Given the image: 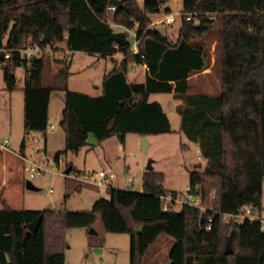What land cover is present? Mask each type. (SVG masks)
<instances>
[{
	"label": "trees",
	"instance_id": "16d2710c",
	"mask_svg": "<svg viewBox=\"0 0 264 264\" xmlns=\"http://www.w3.org/2000/svg\"><path fill=\"white\" fill-rule=\"evenodd\" d=\"M182 3L181 27L173 42L152 27L151 16L172 15L164 1L147 0L141 7L137 0H125V9L112 11L109 0H0V47L27 73L22 88L26 135L20 151L0 145V264H66L68 232L90 230L98 216L106 232L130 236V264H148L147 253L161 236L172 241L170 264H230L232 258L235 264H264L263 221L238 222L232 217L245 207L256 214L263 210L264 0ZM218 19L222 22L221 92L215 98L192 96L190 78L208 69L210 62L196 40L207 35ZM115 26L125 32H116ZM130 31L140 40L139 55L131 51ZM36 43L53 49L64 45L73 55L120 54L123 60L105 75L102 95L92 97L69 90L71 64L64 62H59V70L45 86L47 59L28 60L22 55ZM131 65L147 67L145 83L128 81ZM5 81L9 92L18 89L8 70ZM57 92L66 94L61 124L66 145L56 154L57 163L69 152L80 153L91 136L98 144L117 138L125 145L130 134L142 138L172 134L163 106L150 97L170 94L185 102L188 121H201L188 137L199 146L207 166L190 172L189 187L205 210L183 206L180 211L173 207L165 211L162 197L179 194L167 191L164 174L154 170L144 173L143 192L111 186L109 199L97 200L91 211L27 210V136L40 133L47 141L49 105ZM213 108L219 112L214 123L205 115ZM41 215L38 231L30 233L27 226ZM232 234L233 254L226 255Z\"/></svg>",
	"mask_w": 264,
	"mask_h": 264
},
{
	"label": "rangeland",
	"instance_id": "374dc122",
	"mask_svg": "<svg viewBox=\"0 0 264 264\" xmlns=\"http://www.w3.org/2000/svg\"><path fill=\"white\" fill-rule=\"evenodd\" d=\"M143 5L147 0H137ZM164 1V8L169 9L175 16L174 25L167 27L158 24L156 27L166 34L173 42L175 35L181 27V15L183 11L182 0H152ZM177 14H180L177 16ZM166 15L153 18V23L161 21ZM152 27L155 26L152 24ZM116 32H125L123 27L115 26ZM130 41L133 42V33L130 31ZM221 37L222 22L216 20L210 32L196 43L204 46L209 57L210 71L207 75H197L191 82L189 94L208 95L215 98L221 92L222 67H221ZM5 44V43H4ZM54 55H46L47 65L44 72V85L49 86L53 73L59 70V50L65 51L64 45H58ZM0 145H8L11 151H18L19 146L14 141H20L24 135V94L22 88L27 79L24 66H16L10 55L0 47ZM62 56H64L62 54ZM122 57V55H120ZM52 65V67H51ZM115 64L112 60L96 58L93 55L77 53L74 64L71 67L72 76L69 79L68 87L71 91L87 94L92 97L102 95L103 78L112 72ZM15 75L18 89L9 92L6 89L5 72ZM193 75V76H194ZM132 80L131 76L129 77ZM141 83V79L136 81ZM61 93V92H60ZM60 96L53 94L51 99V115L47 141L43 134L32 132L27 136L26 158L48 170L46 176L30 179L26 174V182L30 181L36 190L25 189L24 205L30 211H50L65 208L71 212L91 211L95 202L99 199H109L107 189L93 185H86L77 180H82L88 172H107L113 179L109 184L113 188L136 190L142 186L143 175L149 163H152L153 170L164 174V188L170 192H177L180 197H185L190 184V172L205 169V162L201 159L197 144L192 142L188 134L195 133L200 125L188 121V107L185 102L180 104L173 95L156 94L150 97L151 102L160 103L168 115L174 133L167 135L151 136L149 147L145 152L143 149L142 137L135 134L127 136L125 145H122L117 138H111L102 144H98L91 136L88 146L80 153L71 152L63 155L59 163L55 161L57 153L65 150L66 136L60 124L62 111L66 104L60 100ZM219 110V109H218ZM201 111V110H200ZM202 109V113H203ZM205 115L214 123L219 116L216 108L205 112ZM194 124V126H193ZM213 125L212 133L216 129ZM53 127V128H52ZM183 127V129H182ZM38 139L40 142L36 143ZM202 165L201 168H197ZM70 171L67 175L66 172ZM129 178H133L134 188L127 185ZM133 190V191H134ZM181 206L175 207L176 211ZM261 213V215H260ZM257 214L255 219L264 221V209ZM96 234H90L87 229L70 230L66 241L68 248L65 252L66 264H130V236L127 234H112L104 230L100 216L93 227ZM163 241H171L167 236H161L156 245L147 253L148 264H157L152 261L157 249ZM161 264H170L164 256L159 260ZM159 263V264H160Z\"/></svg>",
	"mask_w": 264,
	"mask_h": 264
},
{
	"label": "built area",
	"instance_id": "2783aa9c",
	"mask_svg": "<svg viewBox=\"0 0 264 264\" xmlns=\"http://www.w3.org/2000/svg\"><path fill=\"white\" fill-rule=\"evenodd\" d=\"M110 6H111L112 11L117 10V7L115 5H110ZM178 15H180V14H177V16ZM188 20H190V18H188ZM175 21L176 20H175L174 15H168V16H165L161 21H158L154 24H163L167 27H170V26L174 25ZM133 39L134 40H133V45H132L131 51L134 55H139L140 54V50H139L140 40L137 38L135 33H133ZM55 50H58V49H53L50 46H42L39 43H36V44H31L27 48H25L22 51V55L24 58H26L28 60L33 59V58H44V57L46 58V55H52V57H53ZM56 53H58L60 56L58 58V60L60 62H64L66 64H71L72 59H73V53L71 51L66 49L65 51L59 50V52H56ZM62 54L64 56H62ZM35 142L39 143L40 141L38 139H36ZM25 162H26L25 172L27 175H29L30 179H34L36 177H41V176H46L49 173L46 168H44L41 165H38L36 163L29 161L27 158H25ZM78 177L76 179L79 180L80 182H82L83 184L93 185V186H96L99 188H104L107 190L111 187L109 184L110 180L113 179V176L112 175L110 176L105 171H100L98 173L88 172L87 174L84 175V178L82 180H80V178H78ZM133 181H134L133 178H129L127 181V185L131 188H134ZM190 191H192V190L189 187L185 197H180V196L173 197V195H171V194L163 196L162 200L164 202V204H163L164 210L167 211L171 207L175 208L177 205H180L181 207L189 206L192 208H199L201 210H205V208L202 206V202H201L200 198L197 195H194ZM256 216H257V214L254 211H252V209H250L249 207H245V208H242V210L238 214H236L232 217L238 222H243L246 219L257 220V219H255ZM263 225H264V221H263ZM207 230H211L210 225L207 227Z\"/></svg>",
	"mask_w": 264,
	"mask_h": 264
},
{
	"label": "crops",
	"instance_id": "0c3cea01",
	"mask_svg": "<svg viewBox=\"0 0 264 264\" xmlns=\"http://www.w3.org/2000/svg\"><path fill=\"white\" fill-rule=\"evenodd\" d=\"M143 5H141V7H142ZM157 16H159V15H155V16H151V18L153 19L154 17H157ZM157 22V21H156ZM155 23V22H154ZM153 23V25L155 26V28H157L158 29V27H156V25H158V24H154ZM159 30V29H158ZM160 31V30H159ZM178 35H179V32L175 35V39H177V37H178ZM77 54V53H76ZM75 54V55H76ZM83 54H85V53H83ZM75 55H73V59H72V62H71V67L73 66V64H74V60H75ZM86 55H88V54H86ZM94 57H96V58H103V57H101V56H99V55H93ZM103 59H109V60H112L113 62H114V64H115V67H119L120 66V64H121V62H122V60H123V58L120 56V54H116L115 56H113V57H107V58H103ZM51 67H52V65H51ZM71 67H70V71H71ZM210 71V68H208V69H206L204 72H202V73H199L198 75H207L208 73L207 72H209ZM56 73V72H55ZM55 73H53L52 75H54ZM107 75V74H106ZM71 76H72V74H71ZM71 76H70V78H71ZM131 76V78H132V80H130L129 79V77ZM147 76H148V69H147V67L146 66H143V65H140V66H135V65H131V67H130V69H129V71H128V74H127V78H128V81L129 82H131V83H137L136 81L137 80H139V79H141V81H143V82H141L140 84H143V83H145L146 82V80H147ZM196 76L197 75H194V76H192L191 78H190V80H189V83H190V85H191V82L196 78ZM105 77V76H104ZM69 78V79H70ZM103 80H104V78H103ZM69 82V81H68ZM69 88V87H68ZM22 90V89H21ZM70 90V89H69ZM71 91V90H70ZM23 92V91H22ZM74 92V91H73ZM56 94H58L59 96H60V100L62 101V102H65V104H66V94L64 93V92H57ZM53 96V95H52ZM52 99V98H51ZM180 102V104H183L182 103V101L181 100H179ZM50 106H51V102H50V105H49V117H50V115H51V110H50ZM62 113H63V111H62ZM23 117H24V113H23ZM53 128V127H52ZM25 135H26V131H25V127H24V135L22 136H20V137H23L22 138V140L21 141H23V139H24V137H25ZM47 135H48V132H47ZM66 136V135H65ZM149 138L150 137H148V140H149ZM12 142L14 143V145H18L19 146V148H18V151H15V153H18L19 151H20V147H21V144H20V141H19V139L18 140H16V141H14L13 139H12ZM22 143V142H21ZM1 147H5L6 149H9V150H11L10 148H9V146L8 145H1ZM197 147H198V150H199V153H200V155H201V151H200V148H199V146L197 145ZM14 152V151H13ZM201 159L205 162V167L207 166V160L206 159H204V158H202V156H201ZM201 167H202V165H200ZM115 189H118V190H127V189H119V188H115ZM134 190V189H133ZM135 192H143V186H140L138 189H136V190H134ZM263 209H264V189H263ZM260 215H261V213H260ZM159 240V239H158ZM158 240H157V242H158ZM157 242L152 246V247H154V246H158V245H156L157 244ZM171 246H172V241H163L162 243H161V245H160V247L157 249V251H156V253H155V255L153 256V258H152V261H154V260H156V263L157 264H159L160 262H159V260L160 259H162V257L164 256V258H165V261H166V259L168 258V255H169V250H170V248H171ZM151 247V248H152ZM161 264V263H160Z\"/></svg>",
	"mask_w": 264,
	"mask_h": 264
},
{
	"label": "water",
	"instance_id": "95a60500",
	"mask_svg": "<svg viewBox=\"0 0 264 264\" xmlns=\"http://www.w3.org/2000/svg\"><path fill=\"white\" fill-rule=\"evenodd\" d=\"M125 0H109V4L110 5H115L117 7L118 10H121V9H125V4H124ZM1 60H4V55H1L0 57ZM63 117L61 116L60 118V124H62L63 122ZM142 141H143V149L144 151L146 152L148 147H149V140H148V137H143L142 138ZM70 171H67L66 174L69 175L70 174ZM147 171H153V167H152V163H149L148 167H147ZM26 188L29 189V190H36V188L34 187V185L28 181L26 182ZM192 192L194 195H197V192L195 190H192L190 191ZM42 220H43V215H41L36 221L32 222L31 224H29L27 227H28V230L30 233L32 234H35L41 223H42ZM90 234H96V232L94 231L93 228L90 229ZM233 238H234V234H232L230 237H229V240H228V243H227V246H226V249H225V254L226 255H232L233 254ZM230 264H235V259L232 258L230 260Z\"/></svg>",
	"mask_w": 264,
	"mask_h": 264
}]
</instances>
